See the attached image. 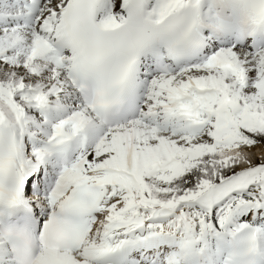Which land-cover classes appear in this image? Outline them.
I'll return each instance as SVG.
<instances>
[{
	"label": "snow or ice",
	"instance_id": "1",
	"mask_svg": "<svg viewBox=\"0 0 264 264\" xmlns=\"http://www.w3.org/2000/svg\"><path fill=\"white\" fill-rule=\"evenodd\" d=\"M0 264H264V0H0Z\"/></svg>",
	"mask_w": 264,
	"mask_h": 264
}]
</instances>
